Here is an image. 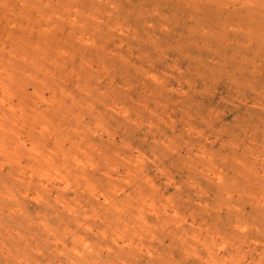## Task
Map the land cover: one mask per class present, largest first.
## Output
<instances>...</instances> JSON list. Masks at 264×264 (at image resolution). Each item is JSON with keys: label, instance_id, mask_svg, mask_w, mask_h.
<instances>
[{"label": "rangeland", "instance_id": "1", "mask_svg": "<svg viewBox=\"0 0 264 264\" xmlns=\"http://www.w3.org/2000/svg\"><path fill=\"white\" fill-rule=\"evenodd\" d=\"M0 264H264V0H0Z\"/></svg>", "mask_w": 264, "mask_h": 264}, {"label": "bare ground", "instance_id": "2", "mask_svg": "<svg viewBox=\"0 0 264 264\" xmlns=\"http://www.w3.org/2000/svg\"><path fill=\"white\" fill-rule=\"evenodd\" d=\"M48 140V142H47V144L48 143H50V141H49V139H47ZM50 151V150H49ZM51 152V151H50ZM50 156V155H49ZM76 159V158H75ZM50 160H51V158H50ZM49 161V160H48ZM76 161V160H75ZM50 163H51V161H49ZM77 163V162H76ZM82 163V162H81Z\"/></svg>", "mask_w": 264, "mask_h": 264}]
</instances>
